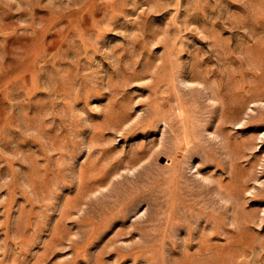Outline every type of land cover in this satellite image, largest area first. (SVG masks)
<instances>
[{
  "label": "rangeland",
  "instance_id": "374dc122",
  "mask_svg": "<svg viewBox=\"0 0 264 264\" xmlns=\"http://www.w3.org/2000/svg\"><path fill=\"white\" fill-rule=\"evenodd\" d=\"M0 264H264V0H0Z\"/></svg>",
  "mask_w": 264,
  "mask_h": 264
}]
</instances>
